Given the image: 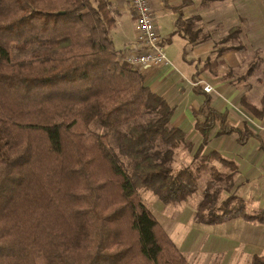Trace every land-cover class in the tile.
Listing matches in <instances>:
<instances>
[{"label":"trees","instance_id":"1","mask_svg":"<svg viewBox=\"0 0 264 264\" xmlns=\"http://www.w3.org/2000/svg\"><path fill=\"white\" fill-rule=\"evenodd\" d=\"M93 1L0 0V264H191L139 191L166 204L186 201L209 166L197 220L241 216L264 226V208L248 211L232 200L216 207L217 182L232 181L237 166L217 151L200 156L215 128L235 133L239 144L255 137L264 149L260 134L231 122L197 83L204 99L193 113L202 143L196 164L173 168L176 148L194 144L172 124L166 97L119 57L106 1ZM192 2L167 5L179 11ZM176 25L197 43L193 17L179 16ZM240 32L234 26L228 37ZM241 103L264 120V94L258 104L246 96ZM145 113L156 116L133 123ZM92 122L115 131L117 150L91 131ZM48 185L62 195V210L30 215L33 191ZM248 264H264V253Z\"/></svg>","mask_w":264,"mask_h":264},{"label":"rangeland","instance_id":"2","mask_svg":"<svg viewBox=\"0 0 264 264\" xmlns=\"http://www.w3.org/2000/svg\"><path fill=\"white\" fill-rule=\"evenodd\" d=\"M225 1L226 0H198L199 3L205 2L200 5L204 7L205 14L204 20L201 22V29H203L202 31L204 32L211 33V38L200 45L204 54L201 56V62L203 63L206 59L214 60L218 58L219 54L216 50L219 44L217 42L228 33L232 24H240L243 28L240 37L238 39H228L225 44L229 46L242 42L246 44L245 49L239 52L237 57L228 56L227 63L212 70L210 77L213 78L217 76L225 80L230 79L233 82H244L245 85L250 86L248 89L250 96L258 100L262 94L259 86L262 87L264 83V0H241L239 2L240 5L237 4L238 9H240L239 11H242L243 15L246 17L245 20L237 19L234 15L236 14L235 11H233L234 14L232 16L230 9L229 13H227L226 9H228V7L232 8L230 4L234 2V0L229 2ZM194 9H198L196 5H194ZM216 12L223 16V19L218 18V15L215 14ZM189 48L191 49V47ZM118 55L122 59V53H118ZM25 56H27V54H15V57L18 58ZM231 64L233 66H231ZM250 68L252 71L251 74H249ZM230 105L233 110L241 113L245 122H248L250 126L256 130L262 129L263 124L261 122L263 121L259 122V120L257 121L255 118L249 117L250 114L247 115L248 113L240 109L237 103L230 102ZM245 113L247 114L245 115ZM155 116L154 113H145L133 120V123L148 122V120ZM184 127L186 129V140H188L189 137L193 138L194 130L191 123L185 122ZM90 128L92 132L97 134H106L110 144L117 150L116 133L114 130L96 122H92ZM213 133V135L216 136L215 130H213ZM224 136L225 135H222V137ZM193 139L196 146L198 141L196 138ZM254 142H256V140L251 139L249 146ZM182 147L183 146L178 147L175 150L173 159L170 162L173 168L196 164L197 158L194 156L195 148L191 150V148ZM123 161L126 163L127 159L123 158ZM211 164L217 166L219 170L225 171V173L231 170L230 168L222 166L217 160L212 161ZM209 169L211 170L210 166L203 171L198 187L199 189L186 201L176 204H166L150 191L140 190L139 193L145 204L152 210L154 217L162 224L179 248H182V251L191 264H247L252 256L251 253L253 250L250 251L248 248L243 249L241 245L239 248L241 251L238 252L235 243L238 238L246 237L249 231L250 234H254L256 244H251L249 247L259 253L264 252L263 224H260V226L257 224L255 226H247L240 221H231L223 226H218L201 222L197 220L196 215H194L196 205L203 196L206 183L211 179V171ZM253 181V178L245 180L238 172L236 173L235 179L232 181L217 182L215 188L218 190L217 192L219 195L216 199V207L222 202L229 200H232L231 205L234 206L244 203L246 210L255 209L263 205L264 198L256 202L253 197L250 198L248 196V192L251 194L253 193L252 195L255 196V194H257L255 191H260L264 185L263 181L260 182L261 184L257 185V178L255 179L254 185L251 184ZM233 194H237L238 196L233 199V196H235ZM29 201L30 215L35 216H40L44 209H47L49 215H52L53 213H57L58 207L62 210L60 206H63L62 195L57 193L56 187L54 188L49 185L46 188L39 187L35 192L33 191ZM233 238L235 240L232 245ZM233 248L235 251H233Z\"/></svg>","mask_w":264,"mask_h":264},{"label":"crops","instance_id":"3","mask_svg":"<svg viewBox=\"0 0 264 264\" xmlns=\"http://www.w3.org/2000/svg\"><path fill=\"white\" fill-rule=\"evenodd\" d=\"M106 1L107 8L109 10L110 16L113 17L114 21L110 27V35L113 39L114 45L118 50V53H124L125 49L130 47L131 43H133L136 39L137 29H136V20L135 14L131 10L128 5L127 0H104ZM151 7L153 9V14L156 20V24L159 28V33L163 39L165 44V49L168 54V57L172 61V65H160L156 67L146 66L139 71L144 76L145 83L155 92L166 97L168 102L174 109V116L172 124L174 126H178L182 128L185 132L186 129L184 127L185 122L191 123L193 132V138H196L198 144L195 146V141L193 138H188L189 141L193 142L194 156L197 158V151L202 143V135L195 128V115L194 110L199 108L200 104L204 99V95L202 93L196 92L194 89L195 83L203 88V83H208L213 86L214 91L210 93L213 97L212 105L218 108L221 111L228 110L230 121L236 125L242 126L245 122L243 116L240 112L233 110L230 102H234L238 104V107L247 113L245 115H249L252 118H255L257 121L263 124L262 129L256 130L252 126H250L254 131L258 132L264 141V120L258 119L255 117L247 108L243 106L241 103V98L246 96L249 100L255 104L260 103V98L262 94H264V83L263 86H259L262 94L259 99L256 100L252 96H250L249 85H245L244 82H233L228 79L225 80L222 77H210V73L215 68L224 65L228 61V56L237 57V54L245 49L246 44L240 42L238 44H231L227 50L222 51V48L226 46V40L232 39L234 37L229 38V32L234 26H240V24H232L229 28L228 33L222 37L217 43L219 44L218 49L216 50L219 54L218 58L206 59L203 63L201 62V56L204 55L201 50L200 45L206 42V40L211 38L210 32H204L201 26L202 20H204V7L200 6L205 2H198V0H193V2L189 5H185L181 7L179 11H175L167 4L178 5L183 0H149ZM232 0H226L225 2H229ZM241 0H234L231 2V7L226 9L227 13L234 14L235 11L237 19L245 20L246 17L243 15L242 11H239L237 4H239ZM198 2V3H197ZM197 3V4H196ZM94 4H97V0L94 1ZM194 5L198 9H194ZM240 5V4H239ZM222 13V12H221ZM218 15V18L223 19V16L219 15L218 12L215 13ZM183 17L185 19L193 17L194 20V29L197 30V36L199 37L196 44L191 43L188 38L177 30L176 20L178 17ZM199 21V23H198ZM243 28L241 27V32ZM240 32V34H241ZM239 34V36H240ZM239 38V37H238ZM237 38V39H238ZM204 41V42H203ZM243 44V45H242ZM243 46V47H242ZM191 47V49L189 48ZM198 47V48H197ZM200 47V48H199ZM205 48V47H204ZM176 66V67H175ZM231 66H233L231 64ZM251 68L249 69V74H251ZM201 82V83H200ZM234 112H233V111ZM177 113V114H176ZM254 119V120H255ZM216 132V128L213 129ZM213 131L210 135L209 140L201 149L200 156H207L212 151H217L220 155L235 162L237 166V172L240 173L241 177L245 180L254 179L251 183L254 185L255 179L257 178V185L261 184L260 182H264V149L259 146V141L257 138H250L245 144H239L237 142V135L233 134H224L225 136L216 134L213 135ZM217 137H213V136ZM254 139V142L251 146L250 140ZM252 143V142H251ZM186 148V147H182ZM190 149V148H188ZM203 151V152H202ZM219 162V161H218ZM223 166V165H222ZM178 168V167H177ZM210 170V169H209ZM211 171V170H210ZM211 173V172H210ZM236 177V175H235ZM235 179V178H234ZM261 187V186H260ZM257 194L253 196L250 192H248V196L253 197L254 201L258 202L260 199L264 198V185L260 191H255ZM238 196L237 194H233ZM264 201V200H263ZM247 204V203H246ZM260 208H264V204L260 205L255 209H248V211H256ZM231 221H240L242 224L247 226H255L256 224L260 226L261 223H253L250 222L243 217H233L232 219H228L220 224H211L223 226L224 224ZM234 238L232 241V245L234 244ZM255 244V236L254 234H248L246 237L238 238L235 243V247L238 252L240 246H243V249H247L252 251V256L249 259L248 263L251 261L252 257L255 254H263L257 252L254 249H251L249 245ZM263 244V243H262ZM256 245V244H255ZM179 247V246H178ZM253 247V246H251ZM260 248V246H259ZM182 250V248H181ZM233 251L234 248H233ZM184 253V252H183ZM247 263V264H248Z\"/></svg>","mask_w":264,"mask_h":264},{"label":"built area","instance_id":"4","mask_svg":"<svg viewBox=\"0 0 264 264\" xmlns=\"http://www.w3.org/2000/svg\"><path fill=\"white\" fill-rule=\"evenodd\" d=\"M128 2L136 17L137 35L135 41L121 55L122 59L138 70L146 66L171 65L172 61L168 57L159 33L150 1L128 0ZM203 88L208 93L214 90L208 83H203Z\"/></svg>","mask_w":264,"mask_h":264}]
</instances>
